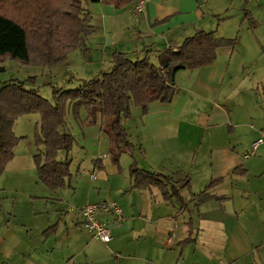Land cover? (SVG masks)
Masks as SVG:
<instances>
[{"label": "crops", "instance_id": "0c3cea01", "mask_svg": "<svg viewBox=\"0 0 264 264\" xmlns=\"http://www.w3.org/2000/svg\"><path fill=\"white\" fill-rule=\"evenodd\" d=\"M91 1L95 24L102 29L97 37L105 39L106 45L96 54L85 46V53L82 48L77 50L86 65L94 58L101 64L91 71L95 77L104 73L105 64L111 70L115 52L135 61L146 58L158 66L163 52L178 48L197 32L218 36L205 22L198 0H144L138 15L130 10L133 3L115 9L102 0ZM219 2L230 7L233 0ZM251 14L257 18V12ZM233 42L232 47L217 50L213 65L177 72L169 104L152 102L146 114L132 107L124 126L134 152L132 159H119V168L105 159L109 139L99 121L85 125L87 114L80 109L83 140L91 142L99 153L97 159H83L101 170L98 178L90 174L92 184L78 181L72 186L68 181L57 191L44 187L43 196H35V200L47 202L37 207L39 202H31L30 213L20 212L11 193L21 191L27 183L39 186L37 171L32 159L10 162L6 168L18 162L12 167L15 174L9 173V179L16 178L18 183L0 189V264H176L173 249L166 250L177 244L184 257L207 231L210 239L218 238L221 250L207 259L198 251L195 264H264V144L244 159L252 143L264 133V123L260 115L261 123L248 125L253 112L260 114L261 109L257 108L255 83L246 78L248 75H239L245 68L238 70L241 66L232 64L235 39ZM96 160L99 162L95 164ZM132 164L170 177L181 199L165 202L156 188L133 189L129 176ZM0 180L4 185L6 179ZM211 183L215 184L209 190L210 199L199 203L195 195ZM106 201L120 206L125 216L124 232L131 241L142 242L140 251L119 259L106 253L115 245L113 240L103 244L88 232L87 236L80 233L85 229L79 210L88 203ZM71 206L74 211H68ZM44 213L47 218L41 217ZM97 218L108 227L114 221L111 213H99ZM194 231L195 236L191 234ZM193 254L195 257L194 249Z\"/></svg>", "mask_w": 264, "mask_h": 264}, {"label": "trees", "instance_id": "16d2710c", "mask_svg": "<svg viewBox=\"0 0 264 264\" xmlns=\"http://www.w3.org/2000/svg\"><path fill=\"white\" fill-rule=\"evenodd\" d=\"M102 1L122 9L136 0ZM87 19L81 0H0V61L9 58L26 65L55 67L65 61L69 52L81 48L83 36L91 31ZM232 46L233 40L200 31L178 48L163 52L158 57V66L146 58L132 61L125 54L115 52L110 71L81 82L76 89H54L53 103L25 89L23 83L4 84L0 89V176L13 159L21 139L13 133L15 121L37 113L40 121L36 143L43 148L33 155L38 181L51 191L67 186L71 161L60 162L57 154L68 153L74 144L72 134L62 129L66 126L68 107L81 126L82 108L87 114L85 125L99 121L100 129L109 139L110 161L119 168V157L134 152L124 126L131 117L132 107L146 114L152 102L169 104L175 93L177 72L211 66L218 49ZM129 176L133 189L156 188L165 202L181 199L177 184L170 177L140 170L135 164L130 166ZM214 184L195 195L199 203L210 199L209 190Z\"/></svg>", "mask_w": 264, "mask_h": 264}, {"label": "rangeland", "instance_id": "374dc122", "mask_svg": "<svg viewBox=\"0 0 264 264\" xmlns=\"http://www.w3.org/2000/svg\"><path fill=\"white\" fill-rule=\"evenodd\" d=\"M200 1L202 4L199 6L202 7L205 12V22L208 23L211 30H216L218 36H224L233 40L235 39V51L232 56V64L235 66H241L238 70L245 68L243 69V73H240L239 75H248L246 78L252 79L255 83V92L258 98L257 108L261 109V112L260 114L258 112H253L252 120L249 121L248 125L251 126L256 122L261 123L260 115L262 116V122L264 123V0H252V2H250L251 0H233L230 7L229 5L224 6L220 4L219 0ZM92 3L91 0H81L83 12L88 14L86 23L91 27V31L83 36L80 47L83 50L82 53L86 52L84 49L85 46V48L90 49L93 54H96L100 52V48L103 50L106 41L105 39L102 40L101 37H97L101 36L102 29H100L101 26L99 27L95 24V13L90 8ZM257 6L261 10L257 9ZM252 12H257V18L251 14ZM132 22L133 21L129 23ZM218 36L215 38H219ZM130 59L135 61L133 58ZM92 62L93 63L86 65L84 58L78 50L69 52L63 63L52 68L44 65H26L16 60L6 58L0 61V89L7 83H23L25 89L35 91L40 97L53 103L54 89L64 91L76 89L81 82L97 78L98 75L96 77L91 75V71L94 69L95 65L100 68L101 64L97 63L95 58ZM106 65L107 64H105V70L102 72L109 71L106 69ZM252 74L253 76L250 77ZM247 84L248 82H245L243 87L245 88ZM242 93L243 92L241 91L239 98H242ZM68 108L70 110L69 113L67 110L65 118L66 126L62 129L72 134L74 137V144L68 153H65L64 151L58 152L57 160L60 162H65L67 159L71 161L69 168L72 177L69 181L72 186L77 184L78 181H80V184L84 181L88 184H92L88 180L90 174H95L98 178L101 170L93 168L92 163L88 164L87 160L83 159H97L99 153L96 151V148L94 149L91 142L83 140L84 138L80 132L81 125L75 121L71 108ZM39 121L40 115L37 113L21 116L15 121L13 133L16 137L21 139L14 149V157L10 162H13L16 159H24V161H27L26 159H32L33 161V155H36L43 149L40 144L36 143V135L38 133L37 124ZM105 159L111 158L107 154ZM119 159H132V157L129 154H122ZM10 162L6 167L10 165ZM17 163L18 162L16 161L9 168L5 167L0 178L6 179V182L4 185L0 184V189H2V186L12 188L17 185L18 182H16V178L9 179L11 177L9 173L15 174V170H12V167H15ZM93 183H96V181ZM83 184L85 185V183ZM38 185L39 186L27 183L20 189L21 191H13V193H11L16 200V210L30 213V209L28 208L30 207L31 202H33V204L39 202L36 204V207L40 204L44 205L43 202H47L45 199L35 200V196H43L42 192L43 189H45V186L39 181ZM26 203L28 204L25 206L24 211L23 205H26ZM173 203L178 204V201L174 200ZM187 205L188 204H186V206ZM33 213H35V211H32V214ZM41 217L47 218L48 216L44 213ZM111 224L112 226L109 228L115 245L111 246L109 250L107 249V254L117 255L120 259L123 256L125 257L126 254H131L134 250H141V246L143 245L142 242L135 243L131 241L129 236L124 232V229H126L124 226L126 224L124 215L123 221L119 226L116 225L114 221ZM81 230L79 231L83 235H89L87 231ZM191 234L195 236L196 232L194 231ZM72 236L73 234L71 237ZM201 237V241H197L193 246L194 253L196 254L195 257H193L194 254L192 248H189L185 253V256L182 257L180 255L181 247L177 244L174 247H169L166 251L173 249V253L176 255V264H195L194 262L198 256V251L202 252L203 257H206V259L210 257V255H219L221 246L218 244V238L215 236L214 239H210L211 235L208 234V231ZM101 250H103V247H101ZM202 263L206 264L204 261H202Z\"/></svg>", "mask_w": 264, "mask_h": 264}, {"label": "built area", "instance_id": "2783aa9c", "mask_svg": "<svg viewBox=\"0 0 264 264\" xmlns=\"http://www.w3.org/2000/svg\"><path fill=\"white\" fill-rule=\"evenodd\" d=\"M144 6V0H136L130 10L132 14L138 15L142 12ZM264 144V133L260 134V137L254 141L251 145V151L244 156V159L250 157L251 154H255L257 149ZM95 179L94 176H91ZM74 207H69L68 211H74ZM82 218L83 228L91 235L92 239L99 241L103 244H108L112 240L110 228L103 222H100L97 218L99 213H111L114 216V222L116 225H120L123 221V211L115 201H106L99 203H88L79 210ZM169 242V241H167Z\"/></svg>", "mask_w": 264, "mask_h": 264}, {"label": "water", "instance_id": "95a60500", "mask_svg": "<svg viewBox=\"0 0 264 264\" xmlns=\"http://www.w3.org/2000/svg\"><path fill=\"white\" fill-rule=\"evenodd\" d=\"M201 4H202V2L200 0H198V5H201Z\"/></svg>", "mask_w": 264, "mask_h": 264}]
</instances>
